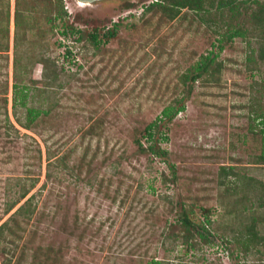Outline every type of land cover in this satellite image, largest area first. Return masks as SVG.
<instances>
[{
	"label": "rangeland",
	"instance_id": "rangeland-1",
	"mask_svg": "<svg viewBox=\"0 0 264 264\" xmlns=\"http://www.w3.org/2000/svg\"><path fill=\"white\" fill-rule=\"evenodd\" d=\"M152 1L64 0L85 35L120 22L114 38L94 46L75 42L79 30L72 37L51 32L41 0L30 11L0 0V225L32 195L41 219L38 230L30 222L16 235L12 264L21 258V264H45L47 254L56 255L48 264H264V239L249 253L237 240L250 225L236 202L241 185L233 175L225 184L219 177L222 166L246 174L255 200L243 204L258 211L264 161L253 117L254 109L264 112V62L248 60L238 39L219 53L223 69L216 81L188 80L186 87L181 77L210 54L213 37L197 21H168L162 11L143 18ZM17 57L31 64L35 82L28 93L20 84L19 95L17 74L28 67L17 69ZM39 59L52 61L58 80L45 77ZM23 91L27 105L24 98L19 103ZM169 106L180 108L171 120L162 118ZM151 144L167 154H155ZM33 181L6 214L4 200ZM180 202H197L199 220L204 208L212 210L211 242L202 241L200 249L173 239ZM256 229L264 236L263 220ZM4 259L0 251V264Z\"/></svg>",
	"mask_w": 264,
	"mask_h": 264
},
{
	"label": "trees",
	"instance_id": "trees-1",
	"mask_svg": "<svg viewBox=\"0 0 264 264\" xmlns=\"http://www.w3.org/2000/svg\"><path fill=\"white\" fill-rule=\"evenodd\" d=\"M35 1L16 0V3L19 8L24 7L25 10H31L32 8H35ZM41 3L43 7V11L41 13L46 14L44 20L47 22L51 32H61V34L66 37H72V34L79 30L74 26L76 18H74L72 22L70 21V15L66 9L64 0H41ZM131 5L132 4L129 2L128 6ZM183 9H188L192 14H188L189 12H183ZM22 11L24 10L19 9V13ZM157 11H162L166 15L168 21L183 18L184 20H188L190 25L198 23L197 27H203V25L206 26L207 31H209L213 37L210 49L211 52L209 53L213 54L214 48L218 49V54H213L214 57H211L210 54L202 55L201 59L191 66L189 72H185L183 74L181 77L182 83L188 88L191 87V84H189L191 81L195 83H212L213 81H216L218 75H220L223 69V64L221 62H217L219 53L227 47H233L234 42L238 39L245 43V47L248 49V60H253L254 57H257L260 61L264 62V0H153L143 8L142 16L144 18L148 13H156ZM194 21H197V23ZM20 25L22 24L18 16L17 26L20 27ZM101 25L102 26L100 27L95 26L94 31L88 35H85V32L80 29V36L75 42H79L81 44V42L90 40L94 46H98L101 42H108L116 36L120 27V22H114L111 26H107L105 24ZM71 51L72 49L68 48L67 55L71 54ZM256 52L257 55H255ZM39 63L43 64V70L45 71V77L47 79L50 77L53 80H58L60 72H58L56 66H54L50 59H42ZM28 65L31 66V64L22 65L19 57L15 60V67L17 69L28 67ZM23 72L25 75H23ZM31 72V69L28 67L21 72L22 76L19 77L17 74V81L14 84L16 95H19L18 88H20V84L23 85L21 87L26 89L27 93L30 90V82L31 84H35L33 77L30 76ZM190 72L193 73L190 75ZM21 77L25 81L24 84L23 81H21ZM188 80H190V82H188ZM187 84L189 85L187 86ZM27 93L24 94L23 91V95H21L22 98L19 103H21L24 98V104L27 105ZM181 100L182 99L178 100V102L180 103ZM179 109H174L172 106L166 107L162 118L168 117L170 120L173 119ZM182 109L184 108L182 107ZM29 111L32 113L36 111V109L31 110V108H29L28 112ZM254 111L257 113V116L253 117L254 120L259 119L256 133L260 136L259 146L261 147V152L258 155V159L264 161V112L259 114L260 109H254ZM35 118L36 116L31 119L30 124L26 125L33 126ZM156 125V122H152L149 123L146 128L149 141H151L153 137V134L150 131ZM137 141L140 144V141ZM140 146L143 150H145L142 144H140ZM149 149L158 155L167 154L165 151L156 150L155 146L152 144L149 146ZM172 169V180L174 183H177L178 175L175 166H173ZM234 169L235 166H222L219 171V177L221 179V184H225L226 179L230 175H233L237 179H233V183L237 185V187L241 185V196L238 197L240 202H236L237 204L240 203L242 214H245V216L250 219V225L247 224V230L239 231L240 236L237 240L242 243L244 252L249 253L251 247L253 249L259 238H262V240L264 239V236L261 237L256 229L260 219L264 221V215H262V218L260 216L261 214H264V185L260 188L259 193L256 195V200H258L259 203L256 208L258 211L255 212L251 206L249 207L243 204L245 201L254 199L251 194H248L246 191L251 190L252 186L250 185V182L247 181L248 178L246 174L241 175L240 177L237 175L238 172H235ZM239 181H241V183H239ZM235 185L232 186L233 189L235 188ZM34 186L35 181L29 184L20 185V188H17V191H14L11 198L4 200L5 213H9L16 205H18ZM35 202L36 197L34 195L28 197L25 202L0 225V251L6 257V259H4L5 264H12V259L15 254L13 245L15 244L16 235L19 233L23 236V233L27 231L26 229L28 228L30 222L32 223V227L36 230H38V227L40 226V216L35 217V215H37L35 212L37 203ZM180 205V214L175 221L176 225H180V231L173 236V239L181 238L182 244L195 249H200L199 247L202 241H204V243H210L211 240L209 239V235L211 234L210 227L212 226V210L204 208L203 216H205V219L199 220V215H197V210L195 208L198 206L197 202H191L190 204L180 202ZM34 218H36L35 222ZM8 254H10V256H8ZM38 258H40V253L36 254L34 257L36 262ZM55 259L56 255L50 256L49 254L42 258L45 264L54 262ZM21 261L22 258L19 259L16 264H21ZM154 263L160 264L157 260Z\"/></svg>",
	"mask_w": 264,
	"mask_h": 264
},
{
	"label": "water",
	"instance_id": "water-1",
	"mask_svg": "<svg viewBox=\"0 0 264 264\" xmlns=\"http://www.w3.org/2000/svg\"><path fill=\"white\" fill-rule=\"evenodd\" d=\"M81 2H84V3H89V2H94V1H97V0H80Z\"/></svg>",
	"mask_w": 264,
	"mask_h": 264
},
{
	"label": "bare ground",
	"instance_id": "bare-ground-1",
	"mask_svg": "<svg viewBox=\"0 0 264 264\" xmlns=\"http://www.w3.org/2000/svg\"><path fill=\"white\" fill-rule=\"evenodd\" d=\"M83 5V4H82Z\"/></svg>",
	"mask_w": 264,
	"mask_h": 264
}]
</instances>
